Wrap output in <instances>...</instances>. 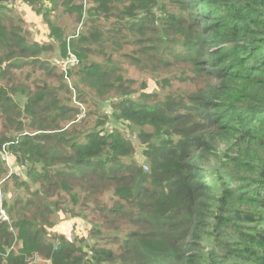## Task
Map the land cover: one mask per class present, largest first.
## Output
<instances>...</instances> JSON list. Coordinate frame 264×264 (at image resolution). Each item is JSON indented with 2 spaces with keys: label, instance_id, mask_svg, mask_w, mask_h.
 Wrapping results in <instances>:
<instances>
[{
  "label": "trees",
  "instance_id": "16d2710c",
  "mask_svg": "<svg viewBox=\"0 0 264 264\" xmlns=\"http://www.w3.org/2000/svg\"><path fill=\"white\" fill-rule=\"evenodd\" d=\"M18 1L0 0V264H264V0H175L159 26L158 0H22L60 49L4 12ZM70 50L76 91L51 63ZM131 66L176 99L137 96ZM71 220L88 237L57 232Z\"/></svg>",
  "mask_w": 264,
  "mask_h": 264
},
{
  "label": "rangeland",
  "instance_id": "374dc122",
  "mask_svg": "<svg viewBox=\"0 0 264 264\" xmlns=\"http://www.w3.org/2000/svg\"><path fill=\"white\" fill-rule=\"evenodd\" d=\"M125 2L126 1L119 0L117 2V5L123 6ZM8 5H9L10 9L7 8V9H5L4 12H6V14L8 13V14L15 15L16 16V22L21 25L23 30L27 29L28 31H34V32L48 38L51 42H53L55 45H57L58 48L60 49L59 42L55 41L53 38H49L51 30H50L49 25L46 22V19L43 15L38 14L35 9H33L34 10L33 11L22 0H19L17 2L16 6L13 8L10 7L11 6L10 3ZM116 11L118 12V10H116ZM173 14H175V15L182 14V10L180 9L179 4L177 2H175V0H158V3L156 4V6L153 9V14L150 17L149 21L153 25L159 26V25H162L163 23H165L167 20H169ZM76 24H77L76 14H71L69 17H67L62 22V26L66 29L67 34H69L70 36L74 32ZM38 38H40V36H38ZM90 47L93 49V43L90 44ZM71 49L74 50V48H72V46H71ZM52 50H55V46H52L51 48L49 47V52H48L49 55H51ZM153 52H156V50H154ZM70 54H74V53L70 50L69 56H70ZM88 54H89V62L94 61L95 58H100L98 60L103 59V57H99V53H93V51H88ZM69 56H68V58H69ZM166 57L168 60L172 59L170 50H168L166 52ZM76 58L78 59L77 56H76ZM55 60H57V59H54V61ZM58 62H60V61H58ZM175 64L170 65L168 67L164 66L162 69H159L157 71V74H160L161 78L167 77V76L173 77V73H175L177 71V67L175 66ZM129 75L134 76L138 79V82H137L138 85L141 84L143 81H147V83L149 84L148 88H140L136 92L137 96L143 91H148V92H157V93L161 94V96L166 97V100H171V99L175 98L174 94L176 93L177 87H178L176 80H174V84H175L174 86L159 87L156 80L150 79V72L141 71L139 67H135V66H131V70L129 72ZM215 80L216 79H214V78H210L207 83H209L211 81H215ZM72 81H73V79H72ZM205 86L206 85H204V87ZM72 96H74L73 93H72ZM78 96H79V92L77 91L76 98H78ZM72 101H75L74 97H73ZM129 127L131 128L132 131L138 132V130L135 127H132V126H129ZM216 144H217V148H216L217 152L226 148V145L224 142L216 141ZM145 145L146 144L142 143V142L136 143L135 158L139 161V163L142 161H145V156L143 154V150H144ZM204 162H205L204 163L205 166H207L208 168H212L214 165L218 164L214 160V158H212V157L209 159H206ZM143 165H144L145 170H149V166L147 164H143ZM251 207L252 206L247 205V204H244L241 206V208H244V209H248ZM77 208H79V207H77ZM90 208L91 209L88 211L89 217H87L86 219H94L96 217V212L93 209V208H95V206L93 204H91ZM63 218H65V217L63 216ZM63 224L64 225L59 226L57 228L58 233H60L62 235L64 233H66L67 235L71 236L70 232H72L74 235V239H75L74 232H76V230L79 232V229H81L83 231V235H81L80 237H88V235H87L88 225H82L80 223H75L73 220L65 221ZM83 245H85V243H83ZM85 251H87L86 248H85Z\"/></svg>",
  "mask_w": 264,
  "mask_h": 264
},
{
  "label": "built area",
  "instance_id": "2783aa9c",
  "mask_svg": "<svg viewBox=\"0 0 264 264\" xmlns=\"http://www.w3.org/2000/svg\"><path fill=\"white\" fill-rule=\"evenodd\" d=\"M56 62H58V60H55ZM79 62V60L76 58V56L74 54H70L69 58L64 61L63 65H64V69L67 70L68 67L73 66L74 64H77ZM13 154L7 149V146L4 145L3 146V154H2V160H4L8 165L10 164L11 167H15V169L10 168V174L15 173L17 175H19L22 171V169L25 168V165H21V164H17V163H10L11 159L13 158ZM15 158V157H14ZM9 166V167H10ZM2 182H0V218L4 221H8L10 220L8 213L5 209V207L3 206L4 201L6 200L7 194L4 191V189L1 186Z\"/></svg>",
  "mask_w": 264,
  "mask_h": 264
},
{
  "label": "crops",
  "instance_id": "0c3cea01",
  "mask_svg": "<svg viewBox=\"0 0 264 264\" xmlns=\"http://www.w3.org/2000/svg\"><path fill=\"white\" fill-rule=\"evenodd\" d=\"M68 59V57L66 58V59H64V60H60V62H56V61H54V58H51V63L53 64H56V66H59V69L60 70H62V72H63V77H64V79H65V81L67 82V84H68V87H69V89L70 88H72L74 91H76L75 89H74V87H73V83H74V80L72 81V79H73V77H72V73H71V71H73V69L75 68V67H77V66H79V64H80V60H79V58H78V60H79V62L77 63V65H74V66H71V67H68L67 68V70H65L64 68V65H63V63H64V61H66ZM70 69V70H69ZM68 70H69V73H70V77L68 76ZM64 73H65V75H66V78H65V76H64ZM74 98H75V100H76V95H74L73 96ZM6 146H7V149H8V145L7 144H5ZM9 150V149H8ZM10 151V150H9ZM2 152H3V148H2ZM11 152V151H10ZM12 153V152H11ZM13 154V153H12ZM14 156V155H13ZM17 163L16 162V160H15V158L13 157L12 159H11V161H10V163ZM18 164V163H17ZM19 165V164H18ZM9 166H10V164H9ZM9 168H12V169H15L16 168V166L15 167H9ZM5 191V190H4ZM6 192V191H5ZM7 194V197H8V193H6ZM7 197H6V199H7ZM8 222H10V220H8ZM12 229V228H11ZM71 233V236H72V232H70ZM65 235H67L66 233H64ZM69 238L71 237V236H69V235H67Z\"/></svg>",
  "mask_w": 264,
  "mask_h": 264
}]
</instances>
